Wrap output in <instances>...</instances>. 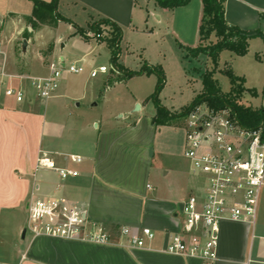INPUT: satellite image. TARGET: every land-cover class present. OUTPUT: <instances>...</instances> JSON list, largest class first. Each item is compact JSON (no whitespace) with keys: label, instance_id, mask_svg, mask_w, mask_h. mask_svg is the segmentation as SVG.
Here are the masks:
<instances>
[{"label":"crops","instance_id":"obj_1","mask_svg":"<svg viewBox=\"0 0 264 264\" xmlns=\"http://www.w3.org/2000/svg\"><path fill=\"white\" fill-rule=\"evenodd\" d=\"M57 9L61 16L85 29L77 19L85 18L89 25L100 17L109 18L122 28L123 38L127 31L145 24L162 26L167 36L186 46H197L201 41L202 0H190L174 9L161 7L155 0H58ZM33 10L32 0H0V70L9 77L18 74L46 77L51 74V63L63 59L66 63L84 65L85 71L64 73L55 95L47 100L36 97L29 86L22 102L0 93V248L3 252L0 261L204 264L198 258L162 251L169 234L182 229L184 201L201 183L187 158L182 165L172 159L175 152L169 142L174 139L176 129L183 131L185 151V125L153 122L156 108L149 111L151 100L143 99L138 91L128 94L132 104L126 113H115L112 94L132 77L119 80L112 70L91 75V70L100 65L111 68L97 60L99 47L103 45L111 61L107 44L85 39L72 23L55 21L46 11L35 17ZM225 17L231 25L244 30L260 29L264 34V0H225ZM66 23L71 25L66 37L54 33ZM215 39L213 35L211 40ZM262 39V36L251 38L247 54L238 55L240 61L247 62L243 66L240 63V69L236 67L234 52L225 49L219 56L220 62L223 53L230 51L234 72L245 78L247 88L257 91L256 95L249 93L255 100V103L249 101V105L254 107H264V44L257 43ZM132 52L128 47L126 59L120 63L138 70L143 56L139 54L142 58L132 67L129 62ZM222 68L219 63V69ZM9 77L7 80H12ZM13 83L19 82L14 79ZM202 88L203 83L185 104ZM135 104H140V111L135 109ZM162 104L169 110L179 108L174 103ZM43 154L75 173L62 178L55 170L38 167ZM73 156H80L82 161L73 160ZM31 196L78 204L89 220L110 231L122 226L134 230L151 228L156 233L152 249L51 236L28 239L27 232L23 238ZM218 253L217 264H264V219L255 225L224 222Z\"/></svg>","mask_w":264,"mask_h":264},{"label":"built area","instance_id":"obj_2","mask_svg":"<svg viewBox=\"0 0 264 264\" xmlns=\"http://www.w3.org/2000/svg\"><path fill=\"white\" fill-rule=\"evenodd\" d=\"M1 24L0 19V27ZM101 36L97 34L94 38ZM50 68L51 74L46 77L24 74L9 77L0 70V93L22 102L29 86L36 97L47 100L55 95L64 73L85 71L84 65L66 63L63 59L52 62ZM107 72L109 67L100 65L91 70V75ZM8 77L12 80H7ZM14 79L19 83H13ZM184 122V156L201 183L184 201L182 229L169 234L162 251L198 258L204 264H217L222 224L226 221L256 224L264 187L262 130L245 128L227 109L215 110L205 104L190 110ZM72 159L82 161L80 156ZM38 167L55 170L62 178L75 173L58 166L47 154L39 158ZM26 230H30L34 237L51 236L128 248L152 249L151 243L156 238L154 230L148 227L134 230L122 226L110 231L89 220L86 211L78 204L60 198L45 200L33 196L28 202ZM0 264L9 263L0 261Z\"/></svg>","mask_w":264,"mask_h":264},{"label":"trees","instance_id":"obj_3","mask_svg":"<svg viewBox=\"0 0 264 264\" xmlns=\"http://www.w3.org/2000/svg\"><path fill=\"white\" fill-rule=\"evenodd\" d=\"M32 1L34 3L33 16L40 17L41 12L43 11L44 13L46 11L49 17L55 21L62 19L72 23L77 33L81 34L85 39H90L97 34H101L102 26H108L107 36H103L100 40L107 42V49L111 53V69L118 74L119 80L144 75L148 72L156 73L158 80L155 91L147 98L155 104L156 114L153 117V122L156 124H166L175 119L184 118L190 110L205 104L215 110L227 109L245 128L261 129L264 139V107H254L240 103V98L243 97L246 91L252 95H256L257 91L245 86V78L237 75L229 62H226L225 67L220 70L229 77L231 83L230 89L226 92L223 91L219 80L215 77V72L219 69L221 51L228 49L237 55H246L249 50V40L258 36L264 37L260 29L244 30L239 26L229 24L225 17V0H202L203 16L199 30L200 43L197 46H186L179 43L188 57L197 58L202 54L206 55L212 60L214 66L213 68H206L201 73L202 90L177 114L170 112L159 98L161 90L166 83V75L161 65L150 64L144 61L138 70H131L125 68L120 63V42L123 38V30L116 22L106 17H100L89 24V29H85L59 14L57 9L58 0L50 2L43 0ZM155 1L161 7L174 9L186 5L190 0ZM89 33H92L93 36ZM213 35L217 38L215 41L211 40ZM257 57L260 58V55H257Z\"/></svg>","mask_w":264,"mask_h":264},{"label":"rangeland","instance_id":"obj_4","mask_svg":"<svg viewBox=\"0 0 264 264\" xmlns=\"http://www.w3.org/2000/svg\"><path fill=\"white\" fill-rule=\"evenodd\" d=\"M60 11H62V13L65 12L64 9H60ZM77 20L80 24L86 26V29H89V25L85 23V18H79ZM70 26L71 25H69L68 23L63 24L58 28V30L56 29L54 33L56 32V34L66 37L70 32ZM108 28V26L103 25L102 36L98 39H92L96 40L97 42L100 41L99 43L104 42L105 44H107L105 40H100V38H102L103 36H107ZM257 43L264 44V41L262 39L257 41ZM128 47L133 50L131 56L129 57V62L132 63V67H135L137 65L136 62L140 60L139 57L141 56H143V63L145 59H147L148 61L146 60V62H153L155 63V65H161L163 67L166 75V83L161 90L159 98L161 102L167 105H171L172 103H174L176 107H179L178 110H169L174 114H177L186 105L185 103L189 99V97H191L194 92L198 91L201 88V72H203L206 68H213L214 66L212 60L206 55L202 54L197 58L188 57L185 50L180 47L179 42L175 38H170L169 36H167L165 34L164 28L158 25L146 26L145 24H140L138 28L127 31L124 38H122L120 42V52L122 53V56L119 59L120 62H124L123 60L126 59ZM99 50L101 53H97L98 63L104 62L108 65H112L109 59L110 54L105 50V47L101 45L99 47ZM229 54L230 51H225L222 57H220L221 59L219 63L221 67H225L226 60H228L229 64L232 66L233 59L229 58ZM254 55L255 54H253L252 56ZM234 57L236 59V61L234 60L236 67L238 69H240V63L241 66H243L244 64L246 65L247 62L245 63L244 61H240V57H238V55L234 54ZM111 70L112 69L109 67V73H111ZM215 77L219 80L220 86L223 91L226 92L230 89V79L220 69H217V71L215 72ZM157 80L158 77L156 73L148 72L143 77L134 76L130 80H127V82H123L118 86V89L115 91V93L112 94L111 104L114 108V112L120 114L121 112L126 113L128 111L127 109H129L132 104L131 101L127 99L130 91H138V93L142 95L143 99H147L155 91ZM249 101L255 103V100L251 99L249 92L246 91L243 94V97L240 98V103L249 105ZM136 106L137 104H135V109ZM154 108H156L155 104L152 101H149V111H153ZM137 111H140V109H137ZM173 125H176L178 127L185 125L184 118L173 120ZM173 138L174 139L169 142L171 148L174 149L175 152L172 159H174L177 164L182 165L186 161V157L183 154L184 150L182 129H176ZM263 208L264 188L262 189L261 193L260 207L256 223H260L261 220L264 219ZM27 224L28 217L25 227H27ZM31 236H33V234L30 230H28V239L31 238ZM25 243L26 242H23L22 244L24 245ZM0 252L3 253L2 248H0Z\"/></svg>","mask_w":264,"mask_h":264},{"label":"water","instance_id":"obj_5","mask_svg":"<svg viewBox=\"0 0 264 264\" xmlns=\"http://www.w3.org/2000/svg\"><path fill=\"white\" fill-rule=\"evenodd\" d=\"M139 108H140V104H137L136 109H139ZM26 232H27V230H26V228H24L23 233H22L23 238L25 237Z\"/></svg>","mask_w":264,"mask_h":264}]
</instances>
